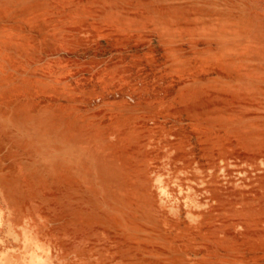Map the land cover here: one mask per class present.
<instances>
[{"label":"rangeland","instance_id":"obj_1","mask_svg":"<svg viewBox=\"0 0 264 264\" xmlns=\"http://www.w3.org/2000/svg\"><path fill=\"white\" fill-rule=\"evenodd\" d=\"M0 264H264V0H0Z\"/></svg>","mask_w":264,"mask_h":264}]
</instances>
